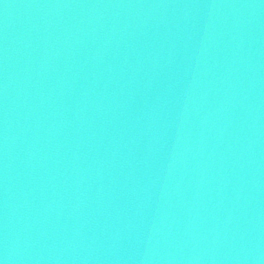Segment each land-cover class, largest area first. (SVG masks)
I'll return each mask as SVG.
<instances>
[{
	"label": "water",
	"instance_id": "water-1",
	"mask_svg": "<svg viewBox=\"0 0 264 264\" xmlns=\"http://www.w3.org/2000/svg\"><path fill=\"white\" fill-rule=\"evenodd\" d=\"M0 264H264V0H0Z\"/></svg>",
	"mask_w": 264,
	"mask_h": 264
}]
</instances>
